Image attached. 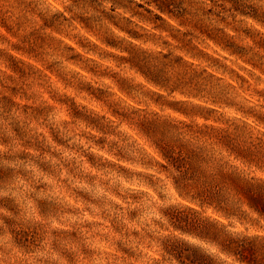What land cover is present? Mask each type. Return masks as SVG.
<instances>
[{"label":"clouds","instance_id":"obj_1","mask_svg":"<svg viewBox=\"0 0 264 264\" xmlns=\"http://www.w3.org/2000/svg\"><path fill=\"white\" fill-rule=\"evenodd\" d=\"M0 264H264V0H0Z\"/></svg>","mask_w":264,"mask_h":264}]
</instances>
